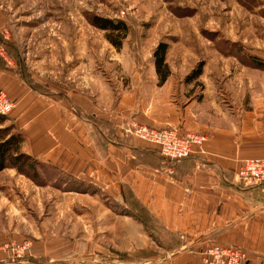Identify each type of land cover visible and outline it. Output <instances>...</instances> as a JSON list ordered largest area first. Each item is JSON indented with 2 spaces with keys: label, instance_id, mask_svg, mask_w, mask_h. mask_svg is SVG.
Wrapping results in <instances>:
<instances>
[{
  "label": "rangeland",
  "instance_id": "374dc122",
  "mask_svg": "<svg viewBox=\"0 0 264 264\" xmlns=\"http://www.w3.org/2000/svg\"><path fill=\"white\" fill-rule=\"evenodd\" d=\"M97 18L128 30H102ZM162 42L163 87L153 61ZM253 59L264 61V0H0V73L44 107L92 123L100 148L107 138L122 141L119 128L137 137L146 125L134 115L146 96L168 116L190 97L230 113L252 109L264 92V69ZM200 64L203 74L187 82ZM0 94L13 105L0 128L17 126V100ZM34 159L27 174L0 173V264H171L176 238L121 177L82 179L74 165Z\"/></svg>",
  "mask_w": 264,
  "mask_h": 264
},
{
  "label": "crops",
  "instance_id": "0c3cea01",
  "mask_svg": "<svg viewBox=\"0 0 264 264\" xmlns=\"http://www.w3.org/2000/svg\"><path fill=\"white\" fill-rule=\"evenodd\" d=\"M20 85L0 73V89L17 100L13 118L25 135L22 151L56 167L74 165L72 173L82 179L87 173L106 177L107 183L111 174L121 177L161 229L176 238L171 264H203L205 251L214 245L241 248L248 253L247 264H264V185L248 187L237 177L244 160L264 159V92L253 100L252 109L242 112L204 106L190 97L170 116L156 97L151 102L143 97L145 106L134 115L136 122L204 137L188 159L170 162L130 128L117 130L122 141L107 138L100 148L92 123L67 115L64 108L44 107L42 99ZM122 118L125 122L126 114Z\"/></svg>",
  "mask_w": 264,
  "mask_h": 264
},
{
  "label": "built area",
  "instance_id": "2783aa9c",
  "mask_svg": "<svg viewBox=\"0 0 264 264\" xmlns=\"http://www.w3.org/2000/svg\"><path fill=\"white\" fill-rule=\"evenodd\" d=\"M13 105L0 94V114L7 116ZM137 137L142 141L154 144L164 159L180 162L188 159L193 147L201 145L204 137L198 134L182 135L175 129H151L143 126L137 130ZM241 183L248 187L264 185V159L247 160L237 171ZM248 253L234 246H211L203 256V264H247Z\"/></svg>",
  "mask_w": 264,
  "mask_h": 264
},
{
  "label": "trees",
  "instance_id": "16d2710c",
  "mask_svg": "<svg viewBox=\"0 0 264 264\" xmlns=\"http://www.w3.org/2000/svg\"><path fill=\"white\" fill-rule=\"evenodd\" d=\"M96 27L105 31H120V29L128 30V26L123 21H114L108 19L97 18ZM169 45L160 43L153 53V61L156 73L159 77L160 84L164 83L169 77V67L166 63ZM258 68L264 69V61L252 60ZM203 65L200 64L198 68L188 76L187 82L191 83L197 80L203 74ZM8 118L0 115V127L4 126ZM24 136L15 124L0 128V173L7 168L16 169L21 174H27L26 169L36 168V159L23 153L21 151Z\"/></svg>",
  "mask_w": 264,
  "mask_h": 264
}]
</instances>
